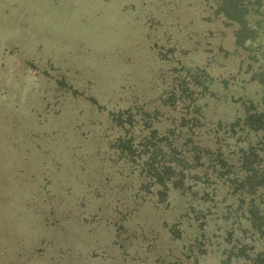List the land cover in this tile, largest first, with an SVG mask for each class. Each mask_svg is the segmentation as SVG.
Wrapping results in <instances>:
<instances>
[{
	"label": "rangeland",
	"instance_id": "374dc122",
	"mask_svg": "<svg viewBox=\"0 0 264 264\" xmlns=\"http://www.w3.org/2000/svg\"><path fill=\"white\" fill-rule=\"evenodd\" d=\"M243 3L239 44L217 0H0V264L264 248L233 184L264 143V0Z\"/></svg>",
	"mask_w": 264,
	"mask_h": 264
},
{
	"label": "trees",
	"instance_id": "16d2710c",
	"mask_svg": "<svg viewBox=\"0 0 264 264\" xmlns=\"http://www.w3.org/2000/svg\"><path fill=\"white\" fill-rule=\"evenodd\" d=\"M243 1L244 0H217V8L213 12L214 16L224 19L225 23H229L231 26H237L236 42L239 44H243V42L248 39H254V32L250 29L248 19L246 18L249 9ZM248 33L252 34L251 38H249L250 36ZM252 117L253 115L245 122L248 124L249 128L254 131L264 130V124H261L260 121L259 125L251 122ZM259 157L261 158L260 164L262 163L263 166H259L258 164L254 168V161ZM195 158L199 160L201 157L197 156ZM251 158H254V160ZM243 166L245 167L244 175L241 177L238 176V178L233 181V184L237 196H241V198L238 199L241 203L239 206L242 208V215L249 223V228L247 226L244 232H252V236L258 235V241L262 242V246H264V208H262L264 202V143L258 153L254 148L253 153L245 156ZM257 191H260V198L262 201L257 204L250 199L251 202L245 205L246 201L244 198ZM246 248L247 244H244L241 248L238 247V254L234 252L235 249L230 250L228 258L223 263L230 264L234 257H240L244 260L243 264H264V248L257 252L253 258L250 257L249 254H243Z\"/></svg>",
	"mask_w": 264,
	"mask_h": 264
}]
</instances>
